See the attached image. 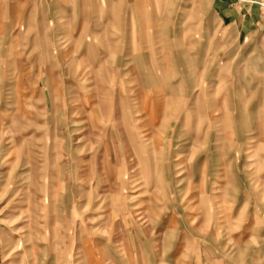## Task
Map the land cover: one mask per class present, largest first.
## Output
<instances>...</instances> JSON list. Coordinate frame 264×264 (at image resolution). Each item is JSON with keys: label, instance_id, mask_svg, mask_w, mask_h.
Here are the masks:
<instances>
[{"label": "rangeland", "instance_id": "rangeland-1", "mask_svg": "<svg viewBox=\"0 0 264 264\" xmlns=\"http://www.w3.org/2000/svg\"><path fill=\"white\" fill-rule=\"evenodd\" d=\"M212 15L210 0H0V264H264V45L210 56L196 23ZM137 72L169 98L165 128L162 96L128 97ZM117 105L137 149L166 131L137 154L154 169L106 155Z\"/></svg>", "mask_w": 264, "mask_h": 264}, {"label": "crops", "instance_id": "crops-1", "mask_svg": "<svg viewBox=\"0 0 264 264\" xmlns=\"http://www.w3.org/2000/svg\"><path fill=\"white\" fill-rule=\"evenodd\" d=\"M211 1V7L213 10V19H205L204 21L197 19L196 26L197 31L200 32L199 38H197V41L201 42H208L209 43V52L211 53L213 57H220L219 54H221V50L225 49L226 51H232L239 49L237 46H240L241 48H249L252 46V44L260 43V45H264V10H263V1L264 0H210ZM75 24V23H74ZM82 29L85 25H82ZM75 30V27H74ZM78 42H80L78 40ZM76 44V43H75ZM264 47V46H263ZM117 49V47H116ZM262 56L264 57V51H262ZM133 80L137 81V84L135 87L127 86L129 85V82L124 86V88H127L130 92L128 97L132 98L131 101L135 100V96L137 95L138 99H142L144 97H147L149 100V103L154 101V99H161L165 106L167 105V95L164 93H161V90L154 89L156 78L153 74L149 72L147 75H142L141 73H135L133 75ZM166 80V81H165ZM162 83H165L167 86L170 84V82L167 79L162 78ZM165 85H163L165 87ZM168 87V86H167ZM194 84L191 88H194ZM120 88V87H119ZM144 90L146 91L144 93ZM192 91V90H191ZM193 92V91H192ZM191 92V94H192ZM127 93V92H126ZM135 94V96H133ZM145 94V95H144ZM171 94V93H169ZM190 94V89L185 91L184 97H188ZM117 95L119 96L120 93L118 92ZM184 97L182 99H184ZM170 100L172 98L170 97ZM169 100V101H170ZM165 116L162 118V121L169 122L172 118H175L171 116L172 114L168 112L167 110L164 111ZM187 114V113H186ZM185 113H183L179 120L182 123V127H187L188 123L190 121H193V117L196 119V121H201L195 114H191L190 119L187 118ZM216 118V117H215ZM221 119L218 121H227L229 122V126L231 128L233 123V116L232 114H226L221 115ZM122 131V130H121ZM182 130H180L181 132ZM123 132V131H122ZM182 131L181 133H183ZM180 133V134H181ZM125 134V133H124ZM183 135V134H181ZM126 140L128 139L125 135ZM228 138V136H227ZM229 139V138H228ZM134 149V156L132 162L129 161V165L139 166V169H154V166H147L140 165L138 161H136V158L139 155V151L137 149L136 145H133ZM159 145H157L158 147ZM156 148V147H155ZM154 150V149H153ZM129 153V152H128ZM154 152H152L153 154ZM138 154V155H137ZM190 157L192 155V162L193 167L190 166V160L188 159L186 169L190 170L191 173H195V170H197L199 167L195 164V152L190 151ZM131 156V154H130Z\"/></svg>", "mask_w": 264, "mask_h": 264}, {"label": "bare ground", "instance_id": "bare-ground-1", "mask_svg": "<svg viewBox=\"0 0 264 264\" xmlns=\"http://www.w3.org/2000/svg\"><path fill=\"white\" fill-rule=\"evenodd\" d=\"M159 100L156 98V99H154V101L153 102H158ZM102 102H97V104L91 109V120L93 121L94 120V127L95 126H97V122H105V120H106V117L105 116H103V114H102V111L103 110H100V105L99 104H101ZM93 105V104H92ZM108 105L109 104H106V105H103V106H105L106 108L108 107ZM146 106V105H145ZM170 106V104L169 103H167V105H166V110L167 111H172V108L171 107H169ZM116 110H114V117H115V120L116 119H120V122L119 123H114V127H113V129H115L116 131H117V140L119 141L118 142V144H119V146L117 147L116 145H112L111 147H110V145H106V146H108L107 147V149H106V151H105V153H106V155H107V153L109 154L110 152H113V153H119L121 156H120V158H121V163H123V164H125L124 166H122V167H124V168H126L127 166H128V163H129V161L130 162H132V160H134L133 159V157L132 156H134L135 154H134V152H133V145H135L136 144V140H134V139H132V138H130V139H127L126 140V138H125V134H124V128H125V124H124V120H125V118H124V115H123V112H122V110H121V106L120 105H117L116 106V108H115ZM166 110H164V111H166ZM111 112H113L112 110H110ZM133 112V114L134 113H136V111H132ZM161 113H162V117H161V115H159V117L162 119L163 117H166L165 116V113L163 112V111H161ZM104 115H107V114H104ZM186 116L187 117H190L191 116V114L190 113H187L186 114ZM100 119V120H99ZM240 119H241V121H242V123L243 122H245V119H244V117L243 116H241L240 117ZM119 121V120H118ZM165 122L166 121H164V124H163V127L165 128L166 127V125H165ZM106 123V122H105ZM97 128V127H96ZM123 132H122V131ZM165 133H166V131L164 130L163 131V134L162 135H159L157 132L156 133H152V134H150V133H145L144 135H143V138H144V140H143V145L142 144H140V148H138V151H139V153H141L142 155L143 154H146L148 157H150V153H152L153 152V149H155V147H156V136H159V137H161V140L164 138V135H165ZM119 138H120V140H119ZM110 144V143H109ZM115 147H117V148H115ZM129 152V153H128ZM130 154H131V156H130ZM132 158L131 160H128L129 158ZM192 159V158H191ZM193 160V159H192ZM192 160H190V161H192ZM114 161H117V157H115V160ZM106 164H107V161H106ZM110 164V163H109ZM111 165H112V163L110 164V166H109V169H110V167H111ZM193 162L190 164V166H192L193 167ZM145 167H147V165H144ZM107 169V168H106ZM144 170H146V169H144ZM150 170H152V169H150ZM106 171V170H105ZM95 172V171H94ZM110 174V173H109ZM146 175V177H150V174H145ZM213 200H214V198H212ZM212 200V201H213ZM214 203V201L212 202V204ZM214 208H218L219 210H220V205L218 206V203H215L214 205ZM205 206H203V208H204ZM209 208H211V207H209V206H206V209H209ZM224 210L225 209H223V212H224ZM219 213V212H218ZM212 215H215V212L214 213H212ZM212 220V217H211V213L210 212H208L207 213V221H211Z\"/></svg>", "mask_w": 264, "mask_h": 264}, {"label": "built area", "instance_id": "built-area-1", "mask_svg": "<svg viewBox=\"0 0 264 264\" xmlns=\"http://www.w3.org/2000/svg\"><path fill=\"white\" fill-rule=\"evenodd\" d=\"M263 5V4H262ZM264 6V5H263Z\"/></svg>", "mask_w": 264, "mask_h": 264}]
</instances>
